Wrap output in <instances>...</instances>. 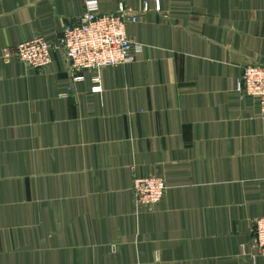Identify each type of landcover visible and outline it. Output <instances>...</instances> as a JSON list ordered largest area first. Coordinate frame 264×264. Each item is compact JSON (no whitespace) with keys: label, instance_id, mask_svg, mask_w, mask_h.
<instances>
[{"label":"crops","instance_id":"0c3cea01","mask_svg":"<svg viewBox=\"0 0 264 264\" xmlns=\"http://www.w3.org/2000/svg\"><path fill=\"white\" fill-rule=\"evenodd\" d=\"M97 1L137 11L144 46L101 93L60 52L44 71L3 59L56 44L86 0H0V264H264V119L237 92L264 65V0ZM144 177L168 186L152 213L131 192Z\"/></svg>","mask_w":264,"mask_h":264},{"label":"built area","instance_id":"2783aa9c","mask_svg":"<svg viewBox=\"0 0 264 264\" xmlns=\"http://www.w3.org/2000/svg\"><path fill=\"white\" fill-rule=\"evenodd\" d=\"M155 6L160 12V2ZM85 9L77 23L64 25L56 44L37 37L5 49L4 61L18 60L29 70L44 71L52 64V55L60 52L68 62L71 83L78 85L85 81V74L94 72L93 92L101 93V72L135 64L137 56L143 53L144 46L136 43L128 33V28L138 23L139 14L124 3H119L113 12H104L97 0H86ZM144 11H148L147 5ZM237 92L257 100L264 119L263 64H246L238 80ZM167 191L166 181L154 177L135 179L131 190L137 209L148 213L154 212L163 202ZM255 222L252 247L264 258V218ZM252 260L255 264L256 258Z\"/></svg>","mask_w":264,"mask_h":264}]
</instances>
